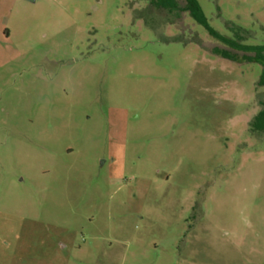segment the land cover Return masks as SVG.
Wrapping results in <instances>:
<instances>
[{
	"label": "rangeland",
	"instance_id": "374dc122",
	"mask_svg": "<svg viewBox=\"0 0 264 264\" xmlns=\"http://www.w3.org/2000/svg\"><path fill=\"white\" fill-rule=\"evenodd\" d=\"M0 0V264H264V0Z\"/></svg>",
	"mask_w": 264,
	"mask_h": 264
},
{
	"label": "trees",
	"instance_id": "16d2710c",
	"mask_svg": "<svg viewBox=\"0 0 264 264\" xmlns=\"http://www.w3.org/2000/svg\"><path fill=\"white\" fill-rule=\"evenodd\" d=\"M173 1L177 3V0H173ZM185 1L187 2V10L190 12V14L193 15L198 20H203L204 14L198 3V0H185ZM211 34L221 42L232 46L234 49L244 50L246 52L251 51L255 53V55L253 57H250V59L258 62L263 67V73L259 83L260 85L264 86V46H258V47L240 46L237 42L227 37H223L213 30H211ZM257 124H260L258 129L264 131V109L254 118V126Z\"/></svg>",
	"mask_w": 264,
	"mask_h": 264
}]
</instances>
